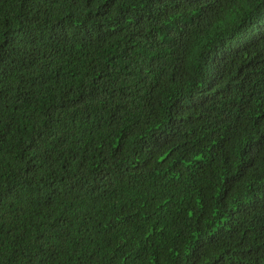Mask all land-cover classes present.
<instances>
[{
  "label": "trees",
  "instance_id": "trees-1",
  "mask_svg": "<svg viewBox=\"0 0 264 264\" xmlns=\"http://www.w3.org/2000/svg\"><path fill=\"white\" fill-rule=\"evenodd\" d=\"M0 264H264V0H0Z\"/></svg>",
  "mask_w": 264,
  "mask_h": 264
}]
</instances>
